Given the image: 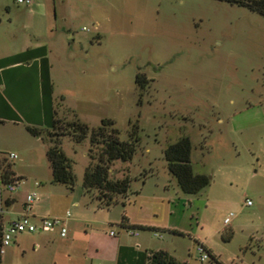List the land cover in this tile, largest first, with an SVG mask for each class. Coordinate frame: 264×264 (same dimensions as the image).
<instances>
[{
  "label": "rangeland",
  "instance_id": "rangeland-1",
  "mask_svg": "<svg viewBox=\"0 0 264 264\" xmlns=\"http://www.w3.org/2000/svg\"><path fill=\"white\" fill-rule=\"evenodd\" d=\"M27 33L48 44L44 80L60 118L77 117L90 129L112 119L122 140L136 129L128 197H170L169 218L183 231H155L161 237L141 231L155 248L175 251L188 264H264L263 15L224 0H0V51L21 49ZM137 72L147 77L145 89L135 82ZM1 124L0 159L22 177L14 192H2L3 209V199L18 194L5 220L36 191L34 210L69 209L73 216L116 220L110 228L120 229L122 204L94 213V196L90 203L83 187L90 133L82 141L62 138L75 175L67 186L52 181L46 143L24 126ZM181 135L190 137L194 171L211 177L195 194L180 189L164 156ZM160 206L150 202L147 213L168 219L166 205ZM72 225L85 228L82 221ZM38 234L14 235L0 264H50L49 248L33 249ZM197 238L217 260H200ZM67 249L60 241L53 248L61 254Z\"/></svg>",
  "mask_w": 264,
  "mask_h": 264
},
{
  "label": "crops",
  "instance_id": "crops-1",
  "mask_svg": "<svg viewBox=\"0 0 264 264\" xmlns=\"http://www.w3.org/2000/svg\"><path fill=\"white\" fill-rule=\"evenodd\" d=\"M20 42L22 47L19 50L0 51V120L3 121L1 125L49 127L56 106L51 93L48 91V80L46 82L44 80L45 72L49 66L48 44L39 42L36 35L31 33L22 36ZM2 47L0 45V48ZM34 138L40 140L37 137ZM15 175L18 176L16 172ZM163 186L165 188V185ZM37 196L27 210L33 221H38L42 216H64L69 210L64 211L62 209L60 212L48 211L46 213L34 210L32 206ZM89 199L90 203L94 201L90 196ZM17 201L18 194L16 193L9 194L3 199L6 207V209H2L4 224L18 218L25 211L27 202H24L18 209L11 210L15 212L16 217L5 220L3 212L9 211L8 208L12 209ZM150 202L153 205L157 204L158 208L160 205H162L161 208L166 205L168 219L163 220L157 215L155 217L149 215L146 205H149ZM171 202L170 197L163 195V193H153L150 196L137 193L133 199L128 197L125 204L122 205L121 216L124 213L128 217L129 223L128 226L121 225L120 217L119 230L110 228L118 222L116 220L104 221L96 215L83 217L80 215L73 216L71 213V216L65 220L67 227L65 236L60 235L58 227L37 231L39 234L33 244V249L39 251L49 248L50 255H46V257H49L50 264H145L150 252L158 249L152 245L150 238L142 234L141 231H153L154 235L155 231L168 232L174 236L182 235V229L172 221L171 217L169 218L173 215L170 207ZM76 205H79L78 202ZM95 205L94 213L109 211L108 208L100 207L97 201ZM90 208L86 207L85 213ZM78 221L84 223L83 231L76 229V227L74 229L72 222L74 224ZM129 229L137 231V234L129 232ZM111 230L115 231L113 235L110 234ZM172 230H177L178 233H174ZM196 240L200 241L198 238ZM56 241L65 243L69 248L66 253L61 254L53 250ZM203 243L208 251L216 256L206 242ZM72 254L74 257L71 256ZM171 254L181 261H186L180 259L175 251ZM58 260L64 261L58 263Z\"/></svg>",
  "mask_w": 264,
  "mask_h": 264
},
{
  "label": "trees",
  "instance_id": "trees-1",
  "mask_svg": "<svg viewBox=\"0 0 264 264\" xmlns=\"http://www.w3.org/2000/svg\"><path fill=\"white\" fill-rule=\"evenodd\" d=\"M231 4L246 7L264 16V0H224ZM135 82L142 90L148 84L145 73L137 72ZM3 121L0 120V123ZM136 127V126H135ZM27 131L34 137L46 143V155L52 170V181L73 186L75 175L71 160L62 149L63 136L69 135L75 141H82L90 133V147L88 149L89 163L85 167L83 187L85 193L103 208H110L118 203L125 204L129 196L131 178L128 162L136 153L139 136L136 129L132 131L130 139L122 140L114 121L102 119L97 127L92 129L77 117L64 120L58 116V109L53 111L52 123L49 127L26 125ZM191 141L188 135H181L170 142L164 149L169 172L175 177L180 189L187 194H195L209 185L211 177L205 173L195 172L191 163ZM121 161L120 164H117ZM123 167L115 171V167ZM118 172L117 174H114ZM0 174L4 182H17L22 177L16 176L10 163L5 158L0 159ZM2 206L0 205V246L3 229ZM121 225L128 226L129 219L123 213ZM178 233L177 230H172ZM208 250V249H207ZM211 258L217 257L209 252ZM0 253V260H1ZM145 264H188L177 259L170 252L158 249L152 250ZM219 264H222L219 262Z\"/></svg>",
  "mask_w": 264,
  "mask_h": 264
},
{
  "label": "built area",
  "instance_id": "built-area-1",
  "mask_svg": "<svg viewBox=\"0 0 264 264\" xmlns=\"http://www.w3.org/2000/svg\"><path fill=\"white\" fill-rule=\"evenodd\" d=\"M18 3H26L31 4L32 0H16ZM16 154H10V158H16ZM36 185H39L36 182ZM18 186L17 182H4L1 174H0V203H1V195L4 189H7L9 192H14ZM37 196V192L33 191L27 195V204L25 207V211L16 219L11 222L4 224L2 229V237H1V246L0 253L3 254L5 252V248L11 243V240L14 235L23 232H37L42 230H48L55 227L60 229V235L65 236L67 234V227L65 225V220L71 216V212L69 210L66 211L64 216H42L38 221H33L30 217V214L27 210L30 208V204L35 200ZM246 205L252 204V201L248 198L245 200ZM1 205V204H0ZM2 206V205H1ZM3 209V208H2ZM1 209V212H2ZM234 213L228 214L225 219V225H229L231 222ZM129 232L133 234H137V231L129 229ZM115 233L114 230L110 231V234L113 235ZM156 236H161L158 232H155ZM198 250L200 253V260L205 261L207 259H211V255L207 250L205 244L201 241H197Z\"/></svg>",
  "mask_w": 264,
  "mask_h": 264
}]
</instances>
